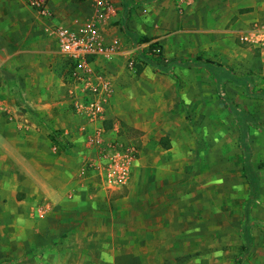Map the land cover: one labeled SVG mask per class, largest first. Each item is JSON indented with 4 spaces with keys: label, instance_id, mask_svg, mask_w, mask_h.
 Wrapping results in <instances>:
<instances>
[{
    "label": "rangeland",
    "instance_id": "obj_1",
    "mask_svg": "<svg viewBox=\"0 0 264 264\" xmlns=\"http://www.w3.org/2000/svg\"><path fill=\"white\" fill-rule=\"evenodd\" d=\"M110 1L124 14L122 0ZM132 1L126 27L151 42H132L117 17L122 53L106 66L115 96L103 124L107 140L134 147L131 174L112 188L98 163L81 157L89 187L65 202H97L104 216L110 202H148L149 233L111 237L103 224L93 237L60 212L75 208L46 195L0 202V264H264V49L256 55L239 40L264 25V0ZM83 4L49 0L51 16L41 17L23 0H0V96L10 117L28 109L46 125L32 104L59 111L68 124L48 123L49 132L67 153L87 151L98 162L67 96L72 64L44 31L48 22L79 23ZM42 211L49 221L38 218Z\"/></svg>",
    "mask_w": 264,
    "mask_h": 264
},
{
    "label": "crops",
    "instance_id": "obj_2",
    "mask_svg": "<svg viewBox=\"0 0 264 264\" xmlns=\"http://www.w3.org/2000/svg\"><path fill=\"white\" fill-rule=\"evenodd\" d=\"M133 2L132 0H122L124 14L116 12V16L102 26V32L108 37L117 36L113 33L115 28L112 26L118 21V18H122L121 28L132 42L138 45L150 43L151 40L146 36L139 35L126 27L127 11ZM83 6L86 8V15L90 8L86 3ZM59 24L76 25V23L73 25V23L66 22ZM254 27H264V25L255 22L249 29ZM132 35L143 41H134ZM241 43L254 48L258 52L256 55H259V50L264 49V45L259 46L255 43L242 41ZM262 54L263 52L260 55ZM31 109L37 114H46L44 117L49 123L46 125L53 127L54 130V127H58L57 125L68 124L65 123L63 115L61 116V113L55 109H44V105L39 104L34 106L32 104ZM10 112L14 113V110L7 107V104L0 112V168L3 169V177L0 178V202H38L39 198L46 195L47 198L51 197L55 201L53 206L59 204L60 207L75 208L72 213L64 210H60V212L61 214H70V218L74 220L72 222L90 227L93 237H100L103 224L110 226L109 229L106 227V232H109L111 237H122L125 234L128 237H133L132 234L138 233L140 236L142 234L141 237L144 238L145 234L149 233L151 216L148 202H110V207L113 205V209L106 216L97 210L99 207L97 202H65L71 196L84 197L87 192L84 187H89L88 180L80 174V171H83L80 158H88L92 161L91 163L96 165L97 160L92 159L97 157L91 153L88 155L87 151L74 150L73 153L53 151L48 136L49 127L33 118L28 109L24 110L22 114H14L15 117H10L8 115ZM68 138L70 139L69 136ZM61 200L63 202H56ZM116 207L119 210H116ZM45 217V213L38 216L41 221H49V218Z\"/></svg>",
    "mask_w": 264,
    "mask_h": 264
},
{
    "label": "built area",
    "instance_id": "obj_3",
    "mask_svg": "<svg viewBox=\"0 0 264 264\" xmlns=\"http://www.w3.org/2000/svg\"><path fill=\"white\" fill-rule=\"evenodd\" d=\"M38 16H51L48 0H23ZM90 11L75 26L44 25L45 33L57 43L59 52L71 62L65 77L70 105L79 120L87 124V138L97 150L99 172L110 187L127 184L135 161L134 147L121 149L104 137L103 124L108 119V106L114 96V86L106 66L122 51L117 36L108 37L102 26L116 16V7L110 0H82ZM242 42L264 45V27L243 32ZM90 58V59H89ZM4 102L0 96V112ZM57 145L52 146L56 151ZM44 214V212H41Z\"/></svg>",
    "mask_w": 264,
    "mask_h": 264
},
{
    "label": "trees",
    "instance_id": "obj_4",
    "mask_svg": "<svg viewBox=\"0 0 264 264\" xmlns=\"http://www.w3.org/2000/svg\"><path fill=\"white\" fill-rule=\"evenodd\" d=\"M132 37H133L132 39L134 41H136V42H142L143 41L142 39L135 38L133 35H132ZM155 46H157L156 43L150 44V49H153ZM194 60L195 61H192V62H196L197 64H200V65H203V66H206V67H209V68H215V66H217V64L215 62H213L211 60H208L206 58H203V57H196ZM221 71L226 73V75L229 78H233V77L230 76V74L228 72H225L224 70H221ZM242 83H246L245 80H243ZM48 136H49L52 144L59 146L62 150L67 152V148H66V146L64 144L65 142L62 141V139L60 138V136H58V134L56 132H53V131L49 132ZM236 264H241V260L237 259Z\"/></svg>",
    "mask_w": 264,
    "mask_h": 264
}]
</instances>
